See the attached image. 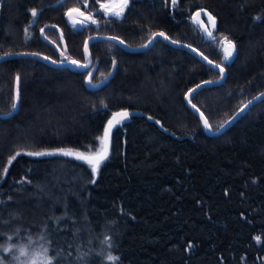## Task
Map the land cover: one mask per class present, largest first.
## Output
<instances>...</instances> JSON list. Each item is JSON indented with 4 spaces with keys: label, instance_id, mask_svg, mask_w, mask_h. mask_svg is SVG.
I'll return each instance as SVG.
<instances>
[{
    "label": "trees",
    "instance_id": "1",
    "mask_svg": "<svg viewBox=\"0 0 264 264\" xmlns=\"http://www.w3.org/2000/svg\"><path fill=\"white\" fill-rule=\"evenodd\" d=\"M74 5L94 6L92 0H0V55L32 50L85 61L88 31L134 46L163 32L224 67L220 84L190 96L213 129L264 89V0H177L175 6L129 0L120 17L96 13L98 24L79 28L67 17ZM197 8L215 17L211 37L192 18ZM33 9L38 15L31 20ZM46 24L58 26L64 43L49 26L44 33L51 42L43 40ZM224 36L235 45L229 62L220 46ZM90 52L88 69L32 57L0 62V223L43 234L50 253L66 256L57 264H84L105 237L117 258L109 264H264V98L211 136L183 96L219 73L194 54L161 38L141 51L93 39ZM91 70L94 80L108 77L90 86ZM121 108L128 118L112 128L95 176L88 163L63 155L20 154L7 165L18 150L100 145L107 118ZM39 200L44 209L31 216L40 225L27 226V208Z\"/></svg>",
    "mask_w": 264,
    "mask_h": 264
},
{
    "label": "rangeland",
    "instance_id": "2",
    "mask_svg": "<svg viewBox=\"0 0 264 264\" xmlns=\"http://www.w3.org/2000/svg\"><path fill=\"white\" fill-rule=\"evenodd\" d=\"M80 1H82L83 4H87V2H89V0H80ZM92 1H93L94 6H93V9H91L89 7L91 10L90 9L83 10L84 8L80 7L79 5H74L70 9L79 8L80 11L85 13V16L90 14L95 21L97 20L96 19L97 16L95 15L96 13H101V14L106 15V16H113V15L107 14L101 8V4L107 3V2H109V0H92ZM70 9H68V12H69ZM35 10L37 11V9H35ZM31 12H32V10H31ZM73 17H74V15H73ZM114 17H116V16H114ZM74 18L80 19V20L83 21L82 24H77L75 26L77 28L81 27L80 25H84L85 23L88 24V25L92 24L91 21L84 20V17H77L75 15ZM33 19H35V18H33L32 14H31V20H33ZM93 24L96 25V24H98V22L93 23ZM92 33H97V32H91L90 33L88 31V35L92 34ZM220 46H221V44H220ZM91 73H92V70L87 74V76L85 78L86 83L88 85H90V86L100 85L108 77V76L105 75V76H103L101 78H98L97 80H94V79L91 78V75H89ZM89 80L91 81V83H89ZM100 147H101V142H100V145L87 144V145H84L80 150H73V151H77V152H82V153L88 154L90 152L91 153L96 152ZM60 149H70V148L44 147V148L33 149V150L32 149H23V150L16 151L14 154L11 155V157H13V156L16 157L17 156L16 153L20 152L21 154H23L24 156L29 157V158H41V157H45V156L59 155V154H55V153H58V150H60ZM27 152H49V153H54V154H52V155H43V156H29V155L24 154V153H27ZM70 158H73V157H70ZM7 165L8 166L10 165L9 161H8ZM31 207L27 208L28 214H27V216L25 218L22 219V218H19L18 216H15V218L13 217L16 220L15 222L19 223V221H17V219H22L24 221H27V226H28V224H30L32 226L36 225V224L40 225L41 221L36 216L32 217L31 215L33 213H35L37 215L42 213L41 210L44 209L43 205H42V201L39 200L38 203H37V206H35V208L32 209ZM108 224L111 227L112 223H108ZM21 229H22L21 227L19 228V227L15 226V225H12L11 223H8L7 225L4 224V223H0V236L1 235L3 236L2 237V241L0 243V264H27L28 260L32 257L33 254L41 253L43 248H47L46 245H45V237H43L44 236L43 234H40V235H38V234L29 235V234H23V233L21 234V232H20ZM108 230H109V233H110L111 230L110 229H108ZM107 236H109V234ZM111 245H112L111 238L110 237H105L104 241L99 243V248H96L94 250H90L88 252V256L86 257V262L85 263H87V264H109L110 262H115V261H109L107 259V257L109 255L115 257L114 253L112 252ZM7 247H11L12 251H10V252H8L6 254L4 252V248H7ZM21 248H25L29 255L27 257H20L19 260L14 259V257H19L20 256V249ZM76 255H77L76 253L74 255H72V254L67 255L68 256V260H70L71 258H74V259L78 258V256H76ZM48 256L54 258L53 259V264H57L59 262V260H61L60 261V263H61L63 258H66V256H61L60 253H58V254L57 253H55V254L50 253L49 249H48ZM75 260H73V261L71 260V264ZM66 264H67V262H66Z\"/></svg>",
    "mask_w": 264,
    "mask_h": 264
},
{
    "label": "water",
    "instance_id": "3",
    "mask_svg": "<svg viewBox=\"0 0 264 264\" xmlns=\"http://www.w3.org/2000/svg\"><path fill=\"white\" fill-rule=\"evenodd\" d=\"M204 11H207L211 15V13L207 9H205V8H197L192 13V18L195 16V14L197 12H201L200 19L207 26L208 19H207V16H205L203 14ZM73 15L75 17V14H73ZM67 17H68V15H67ZM74 19H76V18H74ZM70 21L72 22V20H70ZM196 25L199 27V29L205 35H208L206 32H204L200 28L199 24L196 23ZM48 26L49 27H55L56 29H58V32L60 34L61 41H62V43H64L63 34L60 31V29L58 28V26L55 25V24H46V25H44V26L41 27V29H40V36L43 38V40H45L46 42H51V39L48 38L45 35V33H44L45 28L48 27ZM42 29H43V32L41 31ZM154 33H160V32L159 31H156ZM153 34H151V36L143 44L136 45V46L130 45L127 42H125L123 39H121L120 37L115 36V35H112V34H101V33H92V34H89L86 37L85 42H84V50H85V46H86V42H87V54H86V60L85 61H80V60H76V59L61 61V60L54 59V58L50 57L49 55H46V54H44L42 52L32 51V50H21V51H13V52H7V53L1 54L0 55V62L1 61H4L6 59L12 58V57H33V58L41 59V60H43V61L47 62L48 64H50L52 66H55V67L77 66V67H80V68H83V69H88V68H90L92 66V63H93L92 55H91V52H90V42L93 39L115 41V42H117L118 44H120L121 46H123L127 50H130V51H141V50H144V49L148 48L156 39L161 38L167 44H169V45H171L173 47L180 48V49H184V50H187V51L191 52L200 61H202L205 65L209 66L210 68L216 70L219 73V77L217 79H214V80H202V81H199V82L195 83L194 85H192L190 88H188L186 90V92L184 93V96H183L184 102L190 108V110L196 115V117L200 120V122L202 124V127H203L204 131L206 132V134L211 135V136H214V135H217V134L221 133L229 125H231L234 121H236L248 108H250L252 105H254L259 100H261V99L264 98V95H262V94H264V89H262L259 92H257L256 94H254L252 97H250L248 100H246L232 115H230L217 128H215V129L211 128L210 124L208 123L209 124V128L206 129L204 127V120H207V118L205 117V115L200 110L197 111L198 108L196 106L193 107L194 104L190 101V96L191 95H189V93L192 94L193 92H195L196 90H198L199 88L204 87V86H210V85H218V84H220L223 81L224 77H225V70L221 74L220 68L219 67H216V65H220V67H223V66L220 63H217V62L209 59L207 56H205L199 49H197L193 45H190V44H187V43H183V42L174 40V39L170 38L169 36H168V39L167 40H165L161 36H155V38L153 40ZM110 37H115V39H109ZM121 41H123V43H121ZM150 41H152V42L150 43ZM173 41H175L176 43H173ZM185 45H187V46H185ZM192 49H196V51L194 52ZM233 55H234V52H233ZM233 55H232V57H233ZM45 57H47L48 59H45ZM205 57H206V59H205ZM232 57H230L228 60H225V61L229 62L232 59ZM53 61H55V63H53ZM71 61H77L78 63L77 64H73V63H71ZM209 61H212V63H209ZM85 64L87 65V67H83L82 66V65H85ZM223 69H224V67H223ZM208 82H211V83H208ZM198 85L200 87H197ZM192 90H195V91H192ZM186 96H188V99H186ZM246 105H247V107H245ZM241 109H243V111H241ZM121 112H127L128 113L127 109L121 108V109L114 110L109 115V117L107 118V120H106V122L104 124L103 131H102V134H101V138L104 136L105 128L108 126L109 120H112L113 119V115L115 113H121ZM137 114H140V113L137 112ZM201 115H203L204 120L201 119ZM116 119H119V117H117ZM120 121H122V120H120ZM221 125H223V127H221ZM114 126H115V123L113 124L112 128ZM112 128H111V130H112ZM110 136H111V131H110L109 136H108V139H107L108 152H109V149H110ZM103 147L104 146L101 143V147L97 151H102L103 150Z\"/></svg>",
    "mask_w": 264,
    "mask_h": 264
},
{
    "label": "snow or ice",
    "instance_id": "4",
    "mask_svg": "<svg viewBox=\"0 0 264 264\" xmlns=\"http://www.w3.org/2000/svg\"><path fill=\"white\" fill-rule=\"evenodd\" d=\"M173 6H175L177 0H171ZM129 0H109V2L107 3H103L101 4V8L110 15L116 16V17H120L123 14L124 9L128 6ZM85 7H87V5H85ZM33 18H35L38 13L35 9L32 10L31 12ZM73 14H75L77 17H84V20H89L92 23H96V21L92 18V16L89 14L87 16H85V13L80 11L79 8H73L70 9L69 12L67 13L68 18L70 20H72L73 24H77V23H83V21L78 20V19H74L73 18ZM205 16H207L208 19V24L207 26L205 25V23L203 21H201L200 16H201V12H197L195 14V16L193 17L194 22H196L197 24H199L200 28L206 32L210 37L213 35V31L215 29V25H216V21H215V17L210 15L207 11H204L203 13ZM43 32V29L41 30ZM155 36H161L163 37L165 40L168 39V36H166L163 32L160 33H154L153 34V40L155 38ZM109 39H115V37H110ZM152 41H150L151 43ZM121 43H123V41H121ZM173 43H176L175 41H173ZM222 49L224 51V59L228 60L230 57H232L233 52L235 50V45L234 43L227 37L224 36L222 38V40L220 41ZM187 46V45H185ZM194 52L196 51V49H192ZM85 52L87 54V42H86V46H85ZM199 54V53H198ZM34 55V54H33ZM45 59H48L47 57H45ZM206 59V57H205ZM53 63H55V61H53ZM71 63L73 64H77V61H71ZM115 63V62H114ZM209 63H212V61H209ZM83 67H87V65H82ZM216 67L220 68V72L221 74L224 72L223 67H220V65H216ZM91 75V74H89ZM17 80H19V77H17ZM89 83H91V81L89 80ZM211 83V82H208ZM197 87H200L199 85ZM195 91V90H192ZM189 95H191V93H189ZM264 95V94H262ZM186 99H188V96H186ZM13 109L16 108V104L13 103ZM193 107H195V105H193ZM247 107V105L245 106ZM197 111H199V109H197ZM241 111H243V109H241ZM117 117H119V119H116ZM128 118V113L127 112H121V113H115L113 115V119L109 120L108 122V126L105 128V132H104V136L101 139V143L104 146L102 151H97L95 153H82V152H77V151H73L71 149H60L58 150V153L55 154H59V155H63V156H68V157H73L77 160H82L86 163L89 164V166L92 169V173L93 176L96 175L99 165L100 163L107 158L108 155V148H107V139L109 136V133L111 131V128L113 126L114 123H119L120 120H124ZM201 119L204 120L203 115H201ZM204 127L206 129L209 128V124L207 122V120H204ZM221 127H223V125H221ZM20 152H17L16 155H20ZM26 155L29 156H43V155H52L54 153H49V152H27L24 153ZM16 157L13 156L9 159V164H11L12 160H14ZM5 173L7 172V168L4 169ZM257 240L259 241V237H257ZM12 251L11 247H7L4 248V252L7 254L8 252ZM29 254L27 252V250L25 248H21L20 249V256L19 257H14V259L19 260L20 257H27ZM53 257H49L48 256V249L47 248H43L41 253L38 254H33L32 257L28 260L27 264H53ZM107 259L109 261H115L117 258L114 256L109 255L107 257Z\"/></svg>",
    "mask_w": 264,
    "mask_h": 264
},
{
    "label": "flooded vegetation",
    "instance_id": "5",
    "mask_svg": "<svg viewBox=\"0 0 264 264\" xmlns=\"http://www.w3.org/2000/svg\"><path fill=\"white\" fill-rule=\"evenodd\" d=\"M78 20H80V19H78ZM82 21V20H81ZM77 24H82V23H77Z\"/></svg>",
    "mask_w": 264,
    "mask_h": 264
}]
</instances>
